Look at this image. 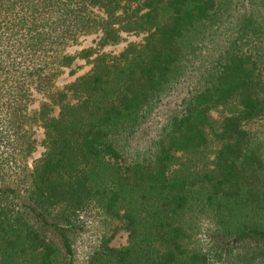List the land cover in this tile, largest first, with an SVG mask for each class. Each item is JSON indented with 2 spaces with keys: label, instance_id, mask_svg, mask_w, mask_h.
I'll return each mask as SVG.
<instances>
[{
  "label": "trees",
  "instance_id": "trees-1",
  "mask_svg": "<svg viewBox=\"0 0 264 264\" xmlns=\"http://www.w3.org/2000/svg\"><path fill=\"white\" fill-rule=\"evenodd\" d=\"M0 264H264V0H0Z\"/></svg>",
  "mask_w": 264,
  "mask_h": 264
},
{
  "label": "rangeland",
  "instance_id": "rangeland-1",
  "mask_svg": "<svg viewBox=\"0 0 264 264\" xmlns=\"http://www.w3.org/2000/svg\"><path fill=\"white\" fill-rule=\"evenodd\" d=\"M95 38V36H88L85 37L82 41L81 44L78 45H74L72 46L69 50L72 53L77 52L78 50H81L84 47H88L94 44L93 39ZM144 39V34H131V35H127L126 40L122 41L121 43L114 45V46H110L107 47L106 50L108 51H112L115 53L120 52L130 41L133 42H143ZM73 68L76 70L75 74H70V69H68L66 71L65 74H63L56 83V86L58 89H62L65 87V85H67L68 83L72 82L73 80H75V78L79 75H82L83 73L87 72L90 68H91V64L88 63L86 60L84 59H78L76 61V64L73 66ZM42 100H45V97L43 95H38V100L35 102V104L33 105V108H37L40 104V102ZM228 110L224 109V108H219V109H215L212 111V115L215 119H221L223 118L225 115L228 114ZM35 137L37 139V147L35 152L33 153V155L30 158V163L33 162V160L37 159L38 157H40L42 155V153L44 152V146L42 144V140L44 138V130L42 127H40L39 125L35 126ZM215 150V144H212L208 150L205 152V156L197 159V161L190 163L187 161V156H182L179 158L180 164H183L184 162L186 163L185 166L181 165L182 167L188 168L189 170H201L203 168H205L206 166L210 165L211 159L213 157V152ZM97 230L96 225L94 226V228L92 229V234L93 231L95 232ZM90 237V238H91ZM128 242V232L124 229H121L117 235L115 236L114 240L112 241V245L114 246H123L126 245Z\"/></svg>",
  "mask_w": 264,
  "mask_h": 264
}]
</instances>
